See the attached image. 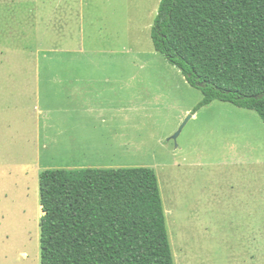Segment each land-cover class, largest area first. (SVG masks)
<instances>
[{"label": "rangeland", "instance_id": "rangeland-1", "mask_svg": "<svg viewBox=\"0 0 264 264\" xmlns=\"http://www.w3.org/2000/svg\"><path fill=\"white\" fill-rule=\"evenodd\" d=\"M160 1L0 0V264H41V174L27 143L32 136L28 118H57L55 74L44 71L72 68L126 69L152 84L129 92L145 103L138 114L142 134L137 153L121 160L125 168L156 171L175 264H189L188 257L190 264H248L242 253L240 258L217 245L214 234L204 246L200 243L183 212L187 183L182 173L189 161H236L246 147L255 148L256 162L264 161V122L257 112L223 102L201 108L194 117L201 91L185 85L182 73L153 46ZM40 70L37 100L35 72L24 75ZM36 104L45 114H38ZM231 134L235 139L227 140ZM50 150L54 164L55 150ZM173 164L181 175L170 182L179 194L171 205ZM253 264L264 260L257 254Z\"/></svg>", "mask_w": 264, "mask_h": 264}, {"label": "trees", "instance_id": "trees-1", "mask_svg": "<svg viewBox=\"0 0 264 264\" xmlns=\"http://www.w3.org/2000/svg\"><path fill=\"white\" fill-rule=\"evenodd\" d=\"M155 50L201 91L264 122V0H161ZM41 264H175L152 168L40 175Z\"/></svg>", "mask_w": 264, "mask_h": 264}, {"label": "crops", "instance_id": "crops-1", "mask_svg": "<svg viewBox=\"0 0 264 264\" xmlns=\"http://www.w3.org/2000/svg\"><path fill=\"white\" fill-rule=\"evenodd\" d=\"M34 72L38 100L41 70L23 75L32 76ZM52 73L60 105L57 118L44 122L28 118L32 136L27 143L33 156L36 155L37 173L40 175L51 169L125 168L126 163L121 158L138 151V137L142 134L138 114L145 105L142 99L129 92L150 88L152 84L144 81L141 75H129L132 72L120 68L44 71V74ZM184 82L189 85L186 80ZM35 110L45 114L39 104ZM226 137L233 140L236 136ZM50 148L55 150L54 164H50L53 160L49 156ZM242 152L244 154L236 161L222 157L211 162L189 161L185 165L182 178L187 184L182 196L183 212L186 220L194 223L193 230L203 246L214 234L217 245L223 246L228 253H238L237 257H248V264H253L257 254L261 261L264 260V161L256 162L254 147H246ZM171 167L169 191L170 182L176 183L181 175L176 173V164ZM173 186L171 205L174 198L179 200L176 186ZM184 251L190 256L187 249ZM188 259L190 264L191 258Z\"/></svg>", "mask_w": 264, "mask_h": 264}, {"label": "bare ground", "instance_id": "bare-ground-1", "mask_svg": "<svg viewBox=\"0 0 264 264\" xmlns=\"http://www.w3.org/2000/svg\"><path fill=\"white\" fill-rule=\"evenodd\" d=\"M22 173H23V170L21 171ZM31 173V172H30ZM29 174V173H28ZM22 175V174H21ZM5 176V175H4ZM22 177V176H21ZM22 180V179H21ZM26 181V180H25ZM22 182H24V180L22 181ZM15 186V185H14ZM12 188V187H11ZM3 190V189H2ZM11 190V189H10ZM24 193V192H23ZM34 197H35V195H34ZM30 198V197H29ZM31 199V198H30ZM24 201V200H23ZM22 206H24V205H22ZM14 207V206H13ZM30 211V210H29ZM34 212V211H33ZM9 213V212H8ZM15 213V212H14ZM37 213H38V216H39V218H40V220H41V218H42V216H43V213H42V207H38V209H37ZM13 214V213H12ZM15 216H16V214H15ZM34 233V232H33ZM22 255H23V257H29L28 255H27V253H22Z\"/></svg>", "mask_w": 264, "mask_h": 264}, {"label": "water", "instance_id": "water-1", "mask_svg": "<svg viewBox=\"0 0 264 264\" xmlns=\"http://www.w3.org/2000/svg\"><path fill=\"white\" fill-rule=\"evenodd\" d=\"M181 130H182V129H180L179 132H177V134L175 135L174 138H177V137L180 135Z\"/></svg>", "mask_w": 264, "mask_h": 264}]
</instances>
